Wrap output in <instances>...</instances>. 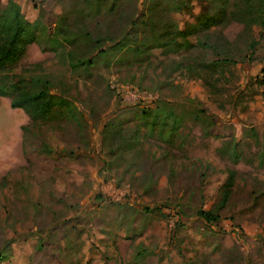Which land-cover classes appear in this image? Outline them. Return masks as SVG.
I'll return each mask as SVG.
<instances>
[{
  "label": "rangeland",
  "instance_id": "374dc122",
  "mask_svg": "<svg viewBox=\"0 0 264 264\" xmlns=\"http://www.w3.org/2000/svg\"><path fill=\"white\" fill-rule=\"evenodd\" d=\"M13 1L78 36L42 50L37 29L9 72L45 75L76 108H17L27 149L0 165V264H264L259 0ZM130 19L143 50L76 61ZM5 100L3 154L18 130ZM226 188L218 218H200Z\"/></svg>",
  "mask_w": 264,
  "mask_h": 264
},
{
  "label": "trees",
  "instance_id": "16d2710c",
  "mask_svg": "<svg viewBox=\"0 0 264 264\" xmlns=\"http://www.w3.org/2000/svg\"><path fill=\"white\" fill-rule=\"evenodd\" d=\"M84 1L90 2L91 0ZM100 1L94 0V3L98 5ZM259 3L258 15L261 18L260 22L263 23L264 0H259ZM60 18L54 26L46 25L38 18L29 21L22 15L19 5L13 0H6V3L0 8V95L8 97L9 106L21 108L32 121L47 119L56 107L76 108L73 100L62 92L55 90L49 78L45 75H19L15 72H9L23 53L25 45L39 39L37 29L42 28L45 32L43 40L39 41V47L42 50L50 49L55 52L58 47L63 45V41L69 42L71 38L78 36L71 33L69 26L64 25L62 22L60 24ZM85 34L89 38L91 37L88 31ZM135 34L136 22L134 19H130L128 29L120 36L111 37L108 33H105L102 36L94 37V50L87 55L76 58V61L87 67L94 63L95 57L98 55L107 56L110 52L120 51L123 48L141 51L143 49L139 47L138 40L130 38ZM159 40V37H156L155 41L160 42ZM213 62L211 61V63ZM73 63L71 61L70 65ZM227 197L228 189L226 188L221 192L219 199L212 208H198L196 214L206 222L216 220L218 210L224 206ZM6 246L7 240L0 249V258L3 256L2 251Z\"/></svg>",
  "mask_w": 264,
  "mask_h": 264
},
{
  "label": "crops",
  "instance_id": "0c3cea01",
  "mask_svg": "<svg viewBox=\"0 0 264 264\" xmlns=\"http://www.w3.org/2000/svg\"><path fill=\"white\" fill-rule=\"evenodd\" d=\"M4 96L0 95V99H3ZM7 104L9 105L8 101V97H6V100ZM10 107V106H9ZM17 108L18 107H10L9 110H13L15 111V116L17 117V119L15 120L14 124L16 125V128H18L17 130V134L16 136H14V142L13 143H9L11 144L12 147H4V154L0 152V165L2 164H13L14 162H16L15 165H22L24 164L25 162V158H24V155H22L24 153V151L27 149V147H14V145L16 144H19L20 146V143L22 142V132L20 130V127L18 126L19 123L21 122L22 120V117L20 116L21 113H18L17 112ZM5 176V175H4ZM5 180V177L4 179ZM3 183L0 182V186L2 185Z\"/></svg>",
  "mask_w": 264,
  "mask_h": 264
}]
</instances>
